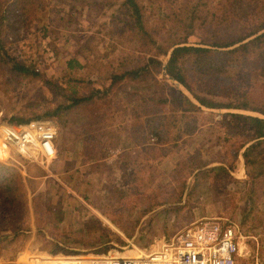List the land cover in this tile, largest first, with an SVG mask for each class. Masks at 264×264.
I'll return each instance as SVG.
<instances>
[{
	"label": "rangeland",
	"instance_id": "374dc122",
	"mask_svg": "<svg viewBox=\"0 0 264 264\" xmlns=\"http://www.w3.org/2000/svg\"><path fill=\"white\" fill-rule=\"evenodd\" d=\"M202 1L186 6V0H143L156 41L147 46L141 42L153 40H137L124 0H42L45 9L15 26L20 35L8 44L9 56L32 64L40 75L13 72L9 57L0 52V126L44 120L35 117L63 99L47 81L66 83L71 60L81 64L71 71L75 77L101 90L110 86L113 71L149 67L88 108L47 118L58 128L55 157L42 160L12 151L5 159L0 142V165L14 168L24 189L19 190L22 228L4 232L0 264H24L35 252L86 261L148 254L203 217L237 222L238 264H264V138L253 139L251 120L244 117L264 119V113L207 107L165 74L176 47L231 50L240 45L216 46L218 39L206 38L205 25L191 20V10L205 13ZM218 3L212 0L210 7ZM213 26L209 31L217 30ZM2 38L0 31V45ZM258 64L264 68V61ZM256 68H231L233 93L207 91L198 81L193 85L198 94L233 105L250 96L254 107L255 99L264 103V75L247 77ZM257 143L247 164L246 149ZM5 171L0 174L11 176Z\"/></svg>",
	"mask_w": 264,
	"mask_h": 264
},
{
	"label": "trees",
	"instance_id": "16d2710c",
	"mask_svg": "<svg viewBox=\"0 0 264 264\" xmlns=\"http://www.w3.org/2000/svg\"><path fill=\"white\" fill-rule=\"evenodd\" d=\"M192 1L193 0H186V6L192 3ZM41 2L42 0H0V31L3 36L0 52L2 51L1 53H4V56L7 55L9 57V62L12 64L11 70L24 77H30L31 75L38 76L40 72H38L36 68L34 69L32 64H28L26 61L15 60L9 56L7 47L11 41H16V37L20 35L18 33V27L15 28V26L26 24L28 16H33L38 10L46 8V4L41 5ZM202 3L205 4V13L201 14L203 10L199 9L197 11V8H195V10H191V12L194 13V15H191V20H193L194 23L198 20L200 25H205V28L208 29L206 31V38L218 39L216 41V46L229 47L237 42H242L246 37H250L264 30V0H219L218 5L215 7H210L212 0H203ZM199 4L200 3H197L195 5ZM123 5L125 6L127 15L133 21L132 29L135 30L134 35L137 40L139 42L148 38L153 40L147 21L148 18L144 12L146 8L143 5V0H124ZM209 7L210 10L213 8L215 10L210 12V10H208ZM258 20L259 22H255ZM214 24H216L217 30L209 31L213 29ZM191 27V24L187 25L189 31H191ZM192 33L193 32H187L186 35L189 36ZM223 33H226L225 38ZM149 41L150 40L141 43L145 46L156 44L154 40L151 42ZM144 49V51H147V48ZM160 52L166 53V50H161ZM259 55H264V32L247 42L241 43L231 50L198 46L176 47L172 51L166 71L170 77L191 90L200 103L207 107L251 108L252 110H258L264 113V103L255 99L252 103H255L256 106H250V96L243 95L245 96L242 100L243 104L240 106L236 104L233 105L231 103L217 101L210 96L200 95L195 91L193 85L195 81H198L203 87H206L205 89L207 91L219 89L233 93L235 91V87L232 86L235 72H230L231 68L254 66L257 68L247 72L248 80L251 81V76L254 74L256 77H260L264 75L261 73V70L264 68L258 63L264 61V59L259 58ZM150 61L162 66L158 58L152 57ZM75 64L81 67V64L75 60H71L68 63L67 72L69 74V79L66 83L54 82L53 80L47 81L53 94L55 96L61 95L63 99L53 108H48L44 113L36 115V119L60 118L65 113L70 114L79 111L81 107L88 108L91 104L93 105L98 102V99H103L108 93V89L124 81L127 77L141 75L142 71H146L149 67V64H145L143 66L125 69L122 73L113 71L109 73V79H111L110 86L106 90H101L100 88L96 89L94 86L88 87L84 80L75 77L73 72H71L74 70ZM258 68H261L260 71H257ZM229 73L232 76H230ZM236 76H238V74ZM88 84H93V82L89 81ZM252 86L254 87L253 83ZM262 87L264 88V84H262ZM86 90H88V92H86ZM165 101H167V99H165ZM244 117L251 120V125L254 128L253 139H258V141L263 139L264 119L254 116ZM254 145L258 146V143L249 146L244 154L247 164L251 162L248 158V152L255 148ZM4 170L11 176L0 174V244L7 239V237L3 235L5 231L12 227H15V229L22 228L21 212L22 206L24 205L23 195L19 198L21 194L19 190L23 188L20 187L18 172L14 168L0 165V171ZM17 236L8 240L12 241Z\"/></svg>",
	"mask_w": 264,
	"mask_h": 264
},
{
	"label": "built area",
	"instance_id": "2783aa9c",
	"mask_svg": "<svg viewBox=\"0 0 264 264\" xmlns=\"http://www.w3.org/2000/svg\"><path fill=\"white\" fill-rule=\"evenodd\" d=\"M58 128L50 119L21 125L2 124L0 142L5 159L14 151L24 157L53 158ZM240 226L227 217H203L176 232L161 249L136 256L104 255L83 260L81 256L31 253L24 264H238Z\"/></svg>",
	"mask_w": 264,
	"mask_h": 264
},
{
	"label": "water",
	"instance_id": "95a60500",
	"mask_svg": "<svg viewBox=\"0 0 264 264\" xmlns=\"http://www.w3.org/2000/svg\"><path fill=\"white\" fill-rule=\"evenodd\" d=\"M262 32H264V30H262V31H260L259 33H257V34H254V35H252L251 37H248L247 39H245V40H243L242 42H240V44L241 43H244V42H247V41H249V40H251V39H253L255 36H257L258 34H260V33H262ZM167 63V62H166ZM166 63H165V66H166ZM165 69V68H164ZM165 74H167L166 73V69H165ZM177 85L181 88V89H183V90H187L181 83H177Z\"/></svg>",
	"mask_w": 264,
	"mask_h": 264
}]
</instances>
